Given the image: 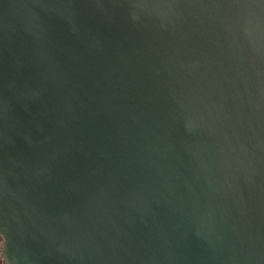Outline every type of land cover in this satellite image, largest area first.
Instances as JSON below:
<instances>
[{
	"label": "water",
	"instance_id": "water-1",
	"mask_svg": "<svg viewBox=\"0 0 264 264\" xmlns=\"http://www.w3.org/2000/svg\"><path fill=\"white\" fill-rule=\"evenodd\" d=\"M5 264H264V0H0Z\"/></svg>",
	"mask_w": 264,
	"mask_h": 264
},
{
	"label": "flooded vegetation",
	"instance_id": "flooded-vegetation-1",
	"mask_svg": "<svg viewBox=\"0 0 264 264\" xmlns=\"http://www.w3.org/2000/svg\"><path fill=\"white\" fill-rule=\"evenodd\" d=\"M1 245H2V238L0 237V250H1ZM0 264H5L4 260L0 256Z\"/></svg>",
	"mask_w": 264,
	"mask_h": 264
}]
</instances>
